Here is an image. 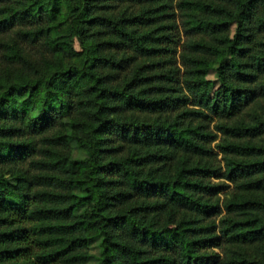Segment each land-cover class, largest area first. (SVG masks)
Listing matches in <instances>:
<instances>
[{
  "label": "trees",
  "instance_id": "16d2710c",
  "mask_svg": "<svg viewBox=\"0 0 264 264\" xmlns=\"http://www.w3.org/2000/svg\"><path fill=\"white\" fill-rule=\"evenodd\" d=\"M207 262L264 264V0H0V264Z\"/></svg>",
  "mask_w": 264,
  "mask_h": 264
},
{
  "label": "rangeland",
  "instance_id": "374dc122",
  "mask_svg": "<svg viewBox=\"0 0 264 264\" xmlns=\"http://www.w3.org/2000/svg\"><path fill=\"white\" fill-rule=\"evenodd\" d=\"M17 29H18V27L14 28V30H17ZM74 48L76 50H79L77 42H75ZM170 186L176 187L178 189L180 188V185H178V184H171V185L168 184V187H170ZM189 230H190L189 225L182 224V225L170 226V227L166 228L165 230H163L162 233H160V234L165 235L167 237H170V236L173 235L174 232H187ZM124 233L129 238H131L132 240H139V239H143V238H150V237H153V236H159L160 235L158 233L150 234V233H147V232L132 231L127 226H125V228H124ZM93 251L95 252L96 250L93 249ZM112 253L115 255L116 260H118V261H127V262L131 263L130 256L127 253H123V252H120L118 250H112ZM207 264H211V263L207 262Z\"/></svg>",
  "mask_w": 264,
  "mask_h": 264
}]
</instances>
